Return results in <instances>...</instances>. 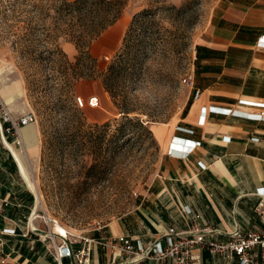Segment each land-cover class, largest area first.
Masks as SVG:
<instances>
[{"label":"rangeland","instance_id":"374dc122","mask_svg":"<svg viewBox=\"0 0 264 264\" xmlns=\"http://www.w3.org/2000/svg\"><path fill=\"white\" fill-rule=\"evenodd\" d=\"M73 1L0 0V98L16 115L37 118V154L22 147L37 188L35 218L46 223L35 226L95 238L134 214L161 173L167 147L151 127L185 115L192 94L184 81H194L195 51L218 0H126L120 20L90 48L97 68L83 71L93 78L79 81L62 60L75 63L78 52L56 14ZM108 71L109 91L101 78ZM93 96L98 108L77 107V98Z\"/></svg>","mask_w":264,"mask_h":264},{"label":"crops","instance_id":"0c3cea01","mask_svg":"<svg viewBox=\"0 0 264 264\" xmlns=\"http://www.w3.org/2000/svg\"><path fill=\"white\" fill-rule=\"evenodd\" d=\"M262 37L264 0L217 1L210 29L195 51L194 86L185 115L175 124L151 127L156 141L167 152L173 148L174 155L166 153L161 173L134 214L90 238L96 241L90 264H173L121 255L112 245L127 233L145 248L170 229L188 233L197 227L221 244L237 229L264 232L255 212L257 191L264 188V110L239 106L241 100L264 104ZM196 90L201 93L197 100ZM8 140L0 131V228L17 232L5 237L8 260L58 264L49 231L35 226L46 223L35 218L38 200L21 172V163L28 166L23 149ZM22 140L37 154L34 125L22 131ZM50 232L59 246L57 232ZM194 257L191 264H238L206 250ZM62 264L77 263L66 259Z\"/></svg>","mask_w":264,"mask_h":264},{"label":"built area","instance_id":"2783aa9c","mask_svg":"<svg viewBox=\"0 0 264 264\" xmlns=\"http://www.w3.org/2000/svg\"><path fill=\"white\" fill-rule=\"evenodd\" d=\"M259 45L264 47V37L259 40ZM190 90L194 86L192 77L184 81ZM200 91H194V99L200 96ZM99 99L91 97L84 100L79 97L76 99L78 108L86 107L98 108ZM240 107H252L264 110L263 103H256L246 100L239 102ZM260 118L264 119V112L260 114ZM37 122L36 115L33 113H25L16 115L9 106L0 98V131L6 139L14 138L17 147H23L22 131ZM169 157L174 155L173 148L167 152ZM259 202L255 208L256 215L264 225V188L257 191ZM3 210L0 202V218H3ZM196 219H200L199 216ZM56 224L55 222H53ZM37 231V230H35ZM16 230L0 228V264H6L9 259L6 251L5 237L15 236ZM53 245L54 257L58 264L66 259H73L77 264H90L92 246L96 242L84 236L73 235L67 231V235L58 234L61 244L56 245L54 234L49 232L47 235ZM166 242L164 246L162 243ZM76 246H79L77 248ZM113 249H117L121 255L139 257L140 260H154L164 262L172 261L173 264H191L195 257L196 251H208L213 255L223 256L228 260L236 259L238 264H264V232L259 233L253 229L243 230L237 229L231 234V239L226 244L210 241L207 238L206 230H199L197 227L188 233H180L175 229H170L161 239L156 240L148 247H142L135 244V239L131 234H125L117 238L112 245Z\"/></svg>","mask_w":264,"mask_h":264},{"label":"trees","instance_id":"16d2710c","mask_svg":"<svg viewBox=\"0 0 264 264\" xmlns=\"http://www.w3.org/2000/svg\"><path fill=\"white\" fill-rule=\"evenodd\" d=\"M125 6L126 0H75L64 2L57 8L56 14L60 18L63 17L62 21L59 19L58 21L63 27L67 28L63 36L75 45L78 52L75 63H71L66 54L62 55V60L66 67L73 68L77 81L93 78V76L83 71L85 64L97 68L96 59L90 54V48L94 42L120 20ZM147 16V11L136 16L127 32V36H129L135 21L145 19ZM101 78H104V83L109 91L107 82L110 80V71L102 74ZM123 113L125 114L124 119L131 123L132 120L126 116L128 113Z\"/></svg>","mask_w":264,"mask_h":264},{"label":"bare ground","instance_id":"6f19581e","mask_svg":"<svg viewBox=\"0 0 264 264\" xmlns=\"http://www.w3.org/2000/svg\"><path fill=\"white\" fill-rule=\"evenodd\" d=\"M11 148V147H10ZM12 149V148H11ZM12 151H13V153H14V155L17 157V159L19 160V156H18V154L12 149ZM15 157V158H16ZM21 163V162H20ZM21 166V172H22V175H23V177H24V179H25V181H26V183H28V185H29V187L31 188V190L34 192V193H36L37 192V188H36V186L30 181V176H29V174H28V171H27V169H26V167H25V165L24 164H20ZM39 198H41V196L39 195ZM40 202V201H39ZM53 231L54 232H57V234H62V235H67V231L64 229V228H62L61 226H56V228L55 229H53Z\"/></svg>","mask_w":264,"mask_h":264}]
</instances>
